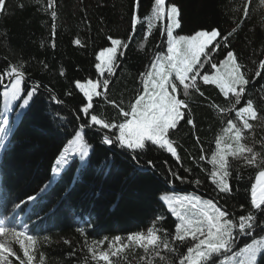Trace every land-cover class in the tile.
Here are the masks:
<instances>
[{
    "label": "trees",
    "instance_id": "1",
    "mask_svg": "<svg viewBox=\"0 0 264 264\" xmlns=\"http://www.w3.org/2000/svg\"><path fill=\"white\" fill-rule=\"evenodd\" d=\"M151 2L143 0L141 13L150 14ZM170 2L180 9L181 27L176 31L182 35L211 29L227 34L235 28L229 47H222L215 55L217 61L232 50L241 64L255 70L264 59V5L259 0H252L246 18L245 0ZM6 6L7 11L0 14V69L23 63L27 86L35 82L41 89L30 108L23 110L6 150H0V220L18 230L27 225L39 240L37 261L43 254L44 264H94L87 251L93 240L107 238L102 246L106 250L114 237L126 239L130 233L145 232L153 225L174 232L177 221L160 199L164 194H194L212 199L236 216L242 214L241 205L245 213L249 210L250 188L258 170L232 160L233 191L228 195L219 193L211 184V165L200 159L201 155L210 158L215 138L226 121L234 118V113L221 114L213 107L228 104L214 85L202 83L200 88L205 95L193 92L189 99L195 128L181 121L172 134L180 162L149 146L147 151L136 154L143 166L139 167L128 150L115 144L104 145L100 131L86 129V138L93 146L87 162L81 165L74 158L38 202L15 208L16 203L38 193L51 180L55 160L83 122L79 112L83 97L75 88V81L97 78L95 56L110 46L109 37L124 40L128 47L122 55L118 54L115 75L109 78L108 100L94 98V110L116 121L121 119L119 108L109 101L125 108L132 102L138 94L141 73L154 53L165 48L166 37L160 34L162 26L157 23L145 39L143 20L145 28L138 24L133 32V0H55L54 36L47 0H7ZM76 39L81 41L80 45L75 43ZM53 96L61 103L54 101ZM246 98L264 116V74L247 86ZM1 110L2 96L0 117ZM250 123L253 129L250 135L246 132V143L255 141V149L262 151L264 119ZM148 160L154 168L148 167ZM172 172L184 177V182L175 179ZM195 179H200L201 184L196 185ZM78 228L84 229L86 236H81ZM177 247V253L161 254L171 260L186 251L184 245ZM145 255L152 259L133 245L114 260L115 264H147V260L141 259ZM152 264L167 262L156 257Z\"/></svg>",
    "mask_w": 264,
    "mask_h": 264
},
{
    "label": "snow or ice",
    "instance_id": "2",
    "mask_svg": "<svg viewBox=\"0 0 264 264\" xmlns=\"http://www.w3.org/2000/svg\"><path fill=\"white\" fill-rule=\"evenodd\" d=\"M142 2L143 0H133V32L138 24L145 28L143 20L146 22V39L159 23L162 26L160 34L166 37V51L157 52L147 65V70L141 73L142 88L134 101L126 108L117 105L115 101H109L119 108L121 117L118 121L109 120L104 114L95 112L94 98L108 100L111 83L109 78L115 75L118 54L122 55L123 50L128 47L124 40L109 37L110 46L104 47L95 56L97 78L84 82L75 81V88L83 97V103L79 107L83 122L78 125L73 138L55 160L52 179L38 193L16 203L15 208L21 209L24 204L38 202L74 158L78 157L81 165L87 162L93 146L86 138V129L100 131L102 144L109 147L115 144L128 150L139 167L143 166L136 154L147 151L149 146L167 152L180 162L172 134L181 121L195 128V122L191 118L190 95L195 92L203 97L205 94L201 91L200 84L214 85L227 101L228 107L216 104L213 107L221 114L234 113V118L226 121L221 134L215 138V150L211 152L210 158L201 155L200 159L211 165V184L215 185L219 193L228 195L233 191L232 160H239L244 166L258 170L250 188L249 210L245 213L244 206L241 205L242 214L236 216L212 199H203L198 195L164 194L160 199L177 221L174 232L169 233L162 226L153 225L145 232L130 233L126 239L114 237L108 243L107 250L102 248L107 238L93 240L87 245V251L94 264H115L114 258L118 260L120 254L133 245L143 249L145 254H150L152 259L158 257L167 264H264V150L257 151L255 141L252 144L246 143L253 129L250 121L264 119L253 101L246 98L247 86L254 78L264 74V59L259 61L255 70L241 64L232 50H228L223 59L217 61L214 59L215 55L222 47H229V38L233 36L235 28L227 34H222L219 29H211L182 35L176 31L181 27L180 9L176 4L170 0H152L150 14H143L140 11ZM251 2L252 0H245V18L249 15ZM259 3L264 5V0H259ZM6 4L7 0H0V14L7 11ZM47 8L51 10L54 36L57 19L55 0H47ZM75 43L80 45L81 41L76 39ZM60 74L63 75V71ZM40 89L41 85L35 82L27 86L23 63L9 64L0 69V96L4 100V114L0 117V150H6L16 127L15 121H10L7 113L15 111L16 119L19 120L23 110L30 108L35 102ZM52 99L61 103L54 96ZM197 141L199 142V137ZM260 143L264 148V141ZM201 152L203 153V146ZM147 165L155 167L151 160L147 161ZM171 175L184 182L185 178L177 173L172 172ZM193 182L201 184L200 179ZM77 231L81 236H86L84 229L78 228ZM38 243V238L28 230L27 225L18 230L0 222V264H14L15 261L18 264H44L43 254H40L37 261ZM65 243L70 241L65 240ZM177 244L184 245L186 251L171 260L161 254L177 253ZM141 259L152 264L148 255Z\"/></svg>",
    "mask_w": 264,
    "mask_h": 264
},
{
    "label": "rangeland",
    "instance_id": "3",
    "mask_svg": "<svg viewBox=\"0 0 264 264\" xmlns=\"http://www.w3.org/2000/svg\"><path fill=\"white\" fill-rule=\"evenodd\" d=\"M162 51H166V45H165V48H163L160 52H162ZM156 53H157V52H155L154 55H155ZM154 55L152 56L151 60L149 61V63H148L147 65L150 64V62L152 61ZM146 70H147V66H146L145 71H146ZM141 88H142V84H141V77H140L139 80H138V93L141 91ZM134 99H135V98H134ZM134 99H133V101H134ZM3 114H4V100H3V98H2L1 117H2ZM7 115H8V117H9L10 121H11L12 117L14 116L13 121H15V123L18 122V120L16 119V112H15V111H9V112L7 113ZM19 119H20V118H19ZM76 158H77L79 164H81L79 158H78V157H76ZM51 179H52V177H51ZM170 195H171V194H170ZM182 195H194V194H182ZM203 199H204V198H203ZM20 230H21V229H20ZM111 242H112V241H111ZM111 242H110V243H111ZM16 248L18 249V245L16 246ZM107 248H108V246L106 247V250H107ZM18 253H19L21 256L23 255L22 252H18Z\"/></svg>",
    "mask_w": 264,
    "mask_h": 264
}]
</instances>
